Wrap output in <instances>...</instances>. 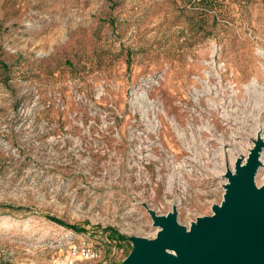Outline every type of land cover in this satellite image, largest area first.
Returning a JSON list of instances; mask_svg holds the SVG:
<instances>
[{
    "label": "rangeland",
    "instance_id": "obj_1",
    "mask_svg": "<svg viewBox=\"0 0 264 264\" xmlns=\"http://www.w3.org/2000/svg\"><path fill=\"white\" fill-rule=\"evenodd\" d=\"M258 129L264 0H0V264H119L101 229L209 215Z\"/></svg>",
    "mask_w": 264,
    "mask_h": 264
},
{
    "label": "water",
    "instance_id": "obj_2",
    "mask_svg": "<svg viewBox=\"0 0 264 264\" xmlns=\"http://www.w3.org/2000/svg\"><path fill=\"white\" fill-rule=\"evenodd\" d=\"M250 143L225 168L221 200L209 215L186 227L176 221L175 205L165 214L146 208L155 233L127 236L131 248L119 264H264V184L254 182L264 140L256 134Z\"/></svg>",
    "mask_w": 264,
    "mask_h": 264
},
{
    "label": "built area",
    "instance_id": "obj_3",
    "mask_svg": "<svg viewBox=\"0 0 264 264\" xmlns=\"http://www.w3.org/2000/svg\"><path fill=\"white\" fill-rule=\"evenodd\" d=\"M250 146H251V143H250ZM249 147L246 148V151L244 154L237 153V155H233L232 165H233L234 159L239 154H242L243 156H245L247 149ZM227 167L228 166L225 165V168ZM225 168L223 172L221 173L222 176L225 171ZM96 258H97V253L95 252V250L84 242H81V243L74 242V241L68 242L63 252V263L64 264H76V262L78 261H88V260H94Z\"/></svg>",
    "mask_w": 264,
    "mask_h": 264
},
{
    "label": "trees",
    "instance_id": "obj_4",
    "mask_svg": "<svg viewBox=\"0 0 264 264\" xmlns=\"http://www.w3.org/2000/svg\"><path fill=\"white\" fill-rule=\"evenodd\" d=\"M52 220L56 221L57 223H62L60 220H57V219H54V218H51ZM65 227L73 230V231H81L82 228L80 226H77L76 224H64ZM101 232H108V235L110 237V239H113L114 241H120V240H125L126 237L118 234L115 230H113L112 228L110 227H106V228H103L100 230Z\"/></svg>",
    "mask_w": 264,
    "mask_h": 264
},
{
    "label": "bare ground",
    "instance_id": "obj_5",
    "mask_svg": "<svg viewBox=\"0 0 264 264\" xmlns=\"http://www.w3.org/2000/svg\"><path fill=\"white\" fill-rule=\"evenodd\" d=\"M141 94H142V93H141ZM261 132H262V131H261L260 129H258V131H256V134H258V135L260 136V138H262V140H263L264 138L261 136ZM256 134H255V135H256ZM263 155H264V154H263L262 151H261V152H260V155H259V160H260L261 164L263 163V162H262V159H261V157H263ZM257 172H258V171H257Z\"/></svg>",
    "mask_w": 264,
    "mask_h": 264
}]
</instances>
